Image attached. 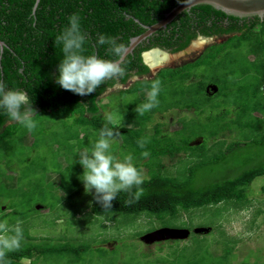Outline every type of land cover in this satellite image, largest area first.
I'll use <instances>...</instances> for the list:
<instances>
[{
	"label": "trees",
	"instance_id": "trees-1",
	"mask_svg": "<svg viewBox=\"0 0 264 264\" xmlns=\"http://www.w3.org/2000/svg\"><path fill=\"white\" fill-rule=\"evenodd\" d=\"M185 1L0 0V41L5 44L0 46V79L10 89L26 91L40 116L37 128L28 132L19 125L9 127L0 110V222L6 219L10 227L20 222L24 231L20 250L8 254L12 264H233L234 249L227 241L208 244L201 234H193L196 240L160 241L157 251L144 241L108 248L112 238L97 239L93 245L47 235L62 208L73 205L84 189L78 153L92 149L107 113L115 115L121 134L111 150L121 159L131 154L144 170V193L128 205L129 195L121 192L111 210L105 212L96 202L87 207L88 215L121 217L123 223L144 218L151 227L135 236L139 238L165 228L194 231L200 226L193 217L198 211L219 212L227 205L248 208L252 203L249 191L256 180L264 179V19H241L198 5L127 57L129 73L139 77L129 88L109 81L82 97L56 83L63 53L55 38L72 14L81 17L82 30L90 36L85 54L112 59L106 56L107 46L92 47L97 34L119 37L128 47L146 26ZM200 36L230 38L156 74L143 60L144 52L155 48L182 52ZM152 79L162 81L160 103L140 115L135 109L146 101ZM131 80L126 76L120 85ZM211 86L217 89L211 91ZM106 88L110 90L104 92ZM178 111L184 115L171 122L177 128L166 129L169 116ZM61 129L68 134L63 139ZM230 132L238 139L225 141ZM145 136L150 142L141 149L137 141ZM143 151L150 156L144 158ZM183 156L187 159L181 160ZM168 161L178 163L169 168ZM40 167L41 175H35ZM261 190L264 193V185ZM43 211L48 217H42ZM76 211L73 224L81 221ZM40 218L45 228L37 236Z\"/></svg>",
	"mask_w": 264,
	"mask_h": 264
},
{
	"label": "clouds",
	"instance_id": "clouds-1",
	"mask_svg": "<svg viewBox=\"0 0 264 264\" xmlns=\"http://www.w3.org/2000/svg\"><path fill=\"white\" fill-rule=\"evenodd\" d=\"M190 10L191 9L187 11L189 12ZM185 12L186 11L183 13ZM178 17H176L173 21H175ZM170 24H168V26ZM152 26H146V31ZM167 27L163 29L165 30ZM229 38L230 36L221 38H204L200 36L182 52L174 54L161 48H155L144 52L143 60L145 64L149 66L153 74H156L163 68L177 66L171 64L160 68V65H163L168 59L176 58L180 55H192L190 52H192L194 47H204L201 51L202 53L208 46H210L207 45V42L210 41L212 44L223 43ZM147 39H145L142 43H144ZM89 41V34L82 30L81 17L78 14H72L68 18V26H66L55 38V45L62 46L61 52L63 53V59L58 66L59 75L56 79V83L63 90L83 97L94 93L101 85H107L109 81L114 82V87H120L122 89L129 88L132 83L137 81L139 77L135 74H130L128 71V48L125 44L119 42V37L97 34L95 44L92 45L93 48L107 46L106 56H111L113 57L112 59L101 58L96 52H93L92 54H85L87 52L85 45L88 44ZM155 52L165 55L166 57H164V59L159 63H151L147 58ZM126 76H130L132 79L130 85L121 86L120 81ZM145 82L149 83L147 78H145ZM216 89L217 88L215 86H211V89L209 87V90L211 91H215ZM109 90V88H106L104 92ZM161 91L162 81L160 79H152L150 81V87L147 90L146 101L139 104L135 111L140 115H144L145 113H148L152 109L158 107L160 103L158 97ZM142 101L144 100L142 99ZM0 110L3 111L4 115H6V123L9 127L19 125L27 129L28 132H33L38 126L37 117L40 116H38L36 110L34 109L29 94L24 90L10 89L2 79H0ZM104 118L106 123L99 131V139L95 142L90 151L85 149L84 151L78 153L80 157L78 163L84 169L83 175L80 179L84 184L85 192L90 193L94 190V199L101 205L104 211L107 212L112 209V202L121 192L129 195V199L126 201L128 205L138 202L144 193L142 185L145 177L144 170L136 166L133 162V156L131 154L123 156V159L113 154L111 150L112 144L121 134L119 130H116L117 121L113 113L105 114ZM109 125H111V127H109ZM149 142V137L145 136L139 139L137 144L141 149H144ZM141 155L144 158H147L150 156V153L148 151H143ZM134 189L135 191H133ZM77 196L79 195H76V197ZM202 228V226H199L196 229L199 230ZM196 229H194V231ZM162 230L178 231L179 235L182 236V239L178 236L162 239L163 241L167 239L185 240L183 238H189L191 236L189 239L186 238V241H188L193 238L194 234V231H190L188 229L176 230L165 228L156 230L146 235H152ZM23 240L24 231L20 222H17V224L12 227L9 226L6 219L0 222V264H12V262L7 259L8 254L19 251Z\"/></svg>",
	"mask_w": 264,
	"mask_h": 264
},
{
	"label": "rangeland",
	"instance_id": "rangeland-1",
	"mask_svg": "<svg viewBox=\"0 0 264 264\" xmlns=\"http://www.w3.org/2000/svg\"><path fill=\"white\" fill-rule=\"evenodd\" d=\"M211 44L212 42H207V45ZM203 48L204 47H194L192 52H190L192 55L186 54L184 56L180 55L176 58L168 59L163 65H160V68L171 64L177 66L183 65L186 62L194 60L198 57V55H200ZM181 112L178 111L169 117L167 121L170 126H167L166 129L173 131L177 128L176 124H172L171 122L175 121L176 118L183 116L184 113ZM192 113L193 112H190L189 115ZM60 131L61 134L59 139L67 137V133H65L62 129ZM235 139H238L236 132H230L224 138L227 142L235 141ZM186 159V156L181 158V160ZM177 163V161H168L166 165L170 168L172 165L174 166ZM3 169H6V167L4 166ZM41 169V167L38 169L36 168L35 171L38 174L35 175H41L39 174ZM263 185L264 179L259 178L256 180L255 185L251 187L249 191V198L253 201L250 203L248 208H237L235 206L227 205L225 207L220 206L222 210L219 212L215 210H208L206 214H203L204 212L202 213L198 211L193 215V217L195 216V225H202L203 228L199 230L196 229L194 234L203 235L202 237L207 238L208 244L212 243V240L227 241L234 249V256L231 259L233 264H244L245 261L250 262V264H254L255 262L264 264V213L257 215L259 210L264 211V193L261 190ZM10 193H12V190H10ZM78 195L79 196L75 197L73 200V205L70 206L69 204H66L62 208L59 214L60 218L56 221L55 227L49 229L51 231H49L47 235L53 237L54 239H59L60 237L63 238L65 236L72 239L73 242H90L93 243V245H95L98 240L112 238L113 240L111 243L105 245V247L108 248H113L114 246L124 242L131 243L134 241H144L148 242L150 246L148 247L153 251H157L158 242H163V240L156 234H153L152 236L144 235L139 238L135 237L137 234L148 231L151 227L144 218H140L139 220H135L131 223H127V221L123 223V219L121 217H99L97 219L92 215H88L90 212L87 207L96 203V200L94 199V190L90 193H86L84 188ZM74 210H77L80 213L78 215V219H81V221L79 220V222L75 224H73L72 221L70 222L72 213L75 212ZM46 216V211H43L42 217L46 218ZM49 217L51 218L52 216ZM43 218L38 220L39 225L36 224L35 226L37 233L34 235L38 236L40 231L45 228L40 227L41 222L44 224L45 220ZM118 220L121 223H118ZM184 220L187 221L188 218H184ZM35 222L37 221L35 220ZM69 222L72 223L73 226H71ZM211 222L214 223L212 224L214 227L210 225ZM180 238L182 239V236H180ZM186 238L183 239L187 240ZM189 238H191V236ZM193 239L196 240V236H193ZM212 248L214 249L215 247L212 246Z\"/></svg>",
	"mask_w": 264,
	"mask_h": 264
},
{
	"label": "water",
	"instance_id": "water-1",
	"mask_svg": "<svg viewBox=\"0 0 264 264\" xmlns=\"http://www.w3.org/2000/svg\"><path fill=\"white\" fill-rule=\"evenodd\" d=\"M198 5H208L229 16L237 18H264V0H187L173 9L170 13L166 14L163 20L150 27L143 35L131 39L130 45L127 47V56L133 54L135 48L145 39L156 33L159 29L166 28L168 24H170L181 13ZM4 45L5 44L0 41V46L2 48ZM155 234L160 239L180 236L179 232L174 230H162Z\"/></svg>",
	"mask_w": 264,
	"mask_h": 264
},
{
	"label": "bare ground",
	"instance_id": "bare-ground-1",
	"mask_svg": "<svg viewBox=\"0 0 264 264\" xmlns=\"http://www.w3.org/2000/svg\"><path fill=\"white\" fill-rule=\"evenodd\" d=\"M164 57H166V56L155 52V53H152L151 55H149L147 59L151 63H154V62L159 63L161 60L164 59Z\"/></svg>",
	"mask_w": 264,
	"mask_h": 264
}]
</instances>
